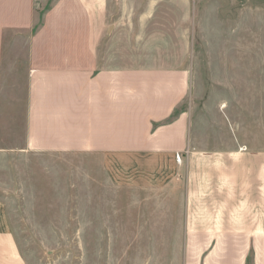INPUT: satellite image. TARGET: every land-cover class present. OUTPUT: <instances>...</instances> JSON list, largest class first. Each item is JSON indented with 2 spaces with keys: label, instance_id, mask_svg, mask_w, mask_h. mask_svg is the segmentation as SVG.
<instances>
[{
  "label": "crops",
  "instance_id": "0c3cea01",
  "mask_svg": "<svg viewBox=\"0 0 264 264\" xmlns=\"http://www.w3.org/2000/svg\"><path fill=\"white\" fill-rule=\"evenodd\" d=\"M154 2L0 0V164L43 153L174 154L192 142L184 264H264V152L246 154L224 122L216 125L229 140L209 139L186 109L165 123L189 77L163 51L147 53L140 22ZM0 264H27L1 201Z\"/></svg>",
  "mask_w": 264,
  "mask_h": 264
},
{
  "label": "rangeland",
  "instance_id": "374dc122",
  "mask_svg": "<svg viewBox=\"0 0 264 264\" xmlns=\"http://www.w3.org/2000/svg\"><path fill=\"white\" fill-rule=\"evenodd\" d=\"M145 9L147 53L163 51L170 70L189 77L165 123L186 109L209 139L229 140L224 122L246 154L264 152V0H155ZM216 143L229 147L198 148ZM192 153L191 142L174 154L43 153L0 164V201L27 264H184Z\"/></svg>",
  "mask_w": 264,
  "mask_h": 264
},
{
  "label": "built area",
  "instance_id": "2783aa9c",
  "mask_svg": "<svg viewBox=\"0 0 264 264\" xmlns=\"http://www.w3.org/2000/svg\"><path fill=\"white\" fill-rule=\"evenodd\" d=\"M177 159L179 160V157L177 156Z\"/></svg>",
  "mask_w": 264,
  "mask_h": 264
}]
</instances>
